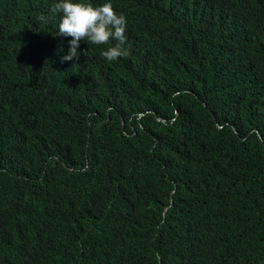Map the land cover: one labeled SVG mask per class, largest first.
<instances>
[{"label":"trees","instance_id":"1","mask_svg":"<svg viewBox=\"0 0 264 264\" xmlns=\"http://www.w3.org/2000/svg\"><path fill=\"white\" fill-rule=\"evenodd\" d=\"M56 2L0 0V264H264V0H75L113 62Z\"/></svg>","mask_w":264,"mask_h":264},{"label":"clouds","instance_id":"2","mask_svg":"<svg viewBox=\"0 0 264 264\" xmlns=\"http://www.w3.org/2000/svg\"><path fill=\"white\" fill-rule=\"evenodd\" d=\"M53 14H61L59 35L71 37L68 54L61 57V62L79 59L78 52L81 41L90 45H109L116 43L102 51V57L113 62L129 55L124 47L127 42V17L118 12L110 2L93 5L91 2H75V0H58L51 8ZM41 21L46 17L41 15Z\"/></svg>","mask_w":264,"mask_h":264}]
</instances>
